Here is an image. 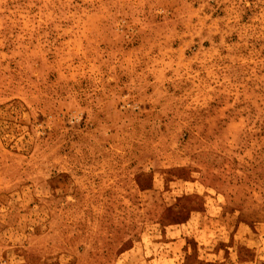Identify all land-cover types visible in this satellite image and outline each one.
I'll return each mask as SVG.
<instances>
[{
    "label": "rangeland",
    "instance_id": "374dc122",
    "mask_svg": "<svg viewBox=\"0 0 264 264\" xmlns=\"http://www.w3.org/2000/svg\"><path fill=\"white\" fill-rule=\"evenodd\" d=\"M0 264H264V0H0Z\"/></svg>",
    "mask_w": 264,
    "mask_h": 264
}]
</instances>
